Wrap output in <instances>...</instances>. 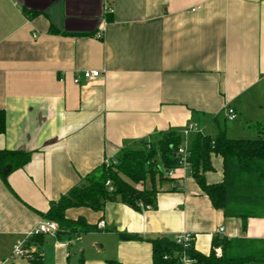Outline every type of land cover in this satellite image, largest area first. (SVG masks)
<instances>
[{"label":"crops","instance_id":"0c3cea01","mask_svg":"<svg viewBox=\"0 0 264 264\" xmlns=\"http://www.w3.org/2000/svg\"><path fill=\"white\" fill-rule=\"evenodd\" d=\"M86 69L100 75L75 83ZM0 110V150L32 153L0 179V264H152L149 240L183 232L205 254L216 235L264 240V217L244 229L178 167L155 207L69 208L96 229L24 247L50 203L120 149L189 122L213 137L222 120L229 138L264 125V0H0ZM210 161L204 179L218 183L222 159Z\"/></svg>","mask_w":264,"mask_h":264},{"label":"trees","instance_id":"16d2710c","mask_svg":"<svg viewBox=\"0 0 264 264\" xmlns=\"http://www.w3.org/2000/svg\"><path fill=\"white\" fill-rule=\"evenodd\" d=\"M5 130V114L0 110V133ZM182 130V129H181ZM181 130L167 129L156 137L141 141L136 147H126L108 162H102L80 179L42 213L46 220L58 225L59 233L80 234L96 229L84 218L71 220L66 217L69 208L85 207L103 211L110 201H119L134 209L156 206L157 192L173 180L164 171L177 169V149L182 143ZM255 138H229L224 129L215 136L203 132L189 135L188 166L199 188L210 199L213 207L227 217L239 218L245 229L250 217H264V125L256 131ZM31 152L21 149L0 150V179L22 168L31 158ZM222 159L223 179L209 184L204 173L212 169L210 158ZM111 187V189H110ZM39 244L42 234L30 236ZM122 239H139L137 235L120 234ZM152 248V264H181L185 255L193 264H264V240L246 237L214 236L211 249L205 254L193 247L175 242L173 237L159 236L149 240ZM41 264L40 257L33 259ZM108 264H121L108 261Z\"/></svg>","mask_w":264,"mask_h":264},{"label":"built area","instance_id":"2783aa9c","mask_svg":"<svg viewBox=\"0 0 264 264\" xmlns=\"http://www.w3.org/2000/svg\"><path fill=\"white\" fill-rule=\"evenodd\" d=\"M99 35V34H98ZM100 75V71L96 69H86L82 70L79 73H76L74 75L73 81L75 83H79L82 80L88 82L91 81L95 78H97ZM236 117L235 110L231 106H226L225 110V118L227 120H232ZM202 132V129L197 126V124L189 122L186 124L182 130V143L179 145L177 149V156L179 157V167L183 168H188V149H189V135L192 133H199ZM104 162H108V160H105ZM171 170L168 171V175ZM111 189V187H110ZM149 207V206H147ZM98 227H103L104 226V221H99L98 222ZM58 225L54 221L50 220H44L40 221L30 232L27 233V236H32L36 234H50L54 235L58 231ZM223 228L219 229V232H222ZM174 240L176 243L181 244L183 247H187L190 242L193 240L192 234L188 232H183V233H178L173 236ZM24 240H17L13 249H12V254L14 255H22L24 254V248H23ZM193 263L191 259L183 255L181 257V264H186V263Z\"/></svg>","mask_w":264,"mask_h":264},{"label":"rangeland","instance_id":"374dc122","mask_svg":"<svg viewBox=\"0 0 264 264\" xmlns=\"http://www.w3.org/2000/svg\"><path fill=\"white\" fill-rule=\"evenodd\" d=\"M232 122H230L229 120L226 121V127L228 128L230 125H231ZM225 122H223L222 120L219 121V125H220V128L222 129L223 126H224ZM252 129H249L245 132H241V133H238L236 138H255L257 136V134L255 133L258 129H260L261 125L260 124H255L253 126H251ZM165 175H168V171H164L163 172ZM257 264V263H255ZM260 264V263H258Z\"/></svg>","mask_w":264,"mask_h":264}]
</instances>
